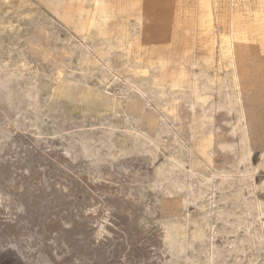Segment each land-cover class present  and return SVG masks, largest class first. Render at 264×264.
Returning a JSON list of instances; mask_svg holds the SVG:
<instances>
[{
  "label": "rangeland",
  "instance_id": "374dc122",
  "mask_svg": "<svg viewBox=\"0 0 264 264\" xmlns=\"http://www.w3.org/2000/svg\"><path fill=\"white\" fill-rule=\"evenodd\" d=\"M263 90L264 0H0V264H264Z\"/></svg>",
  "mask_w": 264,
  "mask_h": 264
},
{
  "label": "bare ground",
  "instance_id": "6f19581e",
  "mask_svg": "<svg viewBox=\"0 0 264 264\" xmlns=\"http://www.w3.org/2000/svg\"><path fill=\"white\" fill-rule=\"evenodd\" d=\"M244 11V9H243ZM250 12V10H249ZM245 13V12H244ZM261 13V12H260ZM53 18V17H52ZM76 23H73V26L76 29H86L84 28V20L81 17H76ZM243 18V17H242ZM254 18V17H253ZM261 18V17H260ZM229 26H230V30L229 33L225 34L222 36L221 39V43L222 44V48H221V52L223 54V56L225 58H227L229 61V64L233 67L236 68L237 63H239L237 61V56H239L242 52L248 51L249 50V43H250V39L248 36H246L245 34H241V33H235L233 30V26H234V18L231 14H229ZM257 19V18H256ZM262 20V18H261ZM260 22V21H259ZM60 23V22H59ZM228 26V27H229ZM90 28V27H89ZM228 31V30H227ZM254 32V31H253ZM249 33V32H248ZM251 34V33H250ZM255 37V36H254ZM255 40V39H254ZM253 40V41H254ZM252 41V40H251ZM126 42V41H125ZM255 42V41H254ZM82 46V45H81ZM253 49V48H252ZM257 50V48H256ZM255 52V51H254ZM257 52V51H256ZM86 54V53H85ZM257 55V54H256ZM91 56V55H90ZM261 56V55H260ZM240 57V56H239ZM85 58V57H84ZM92 59V58H91ZM87 60V59H86ZM89 60V59H88ZM87 60V61H88ZM91 62V60H90ZM94 62V61H93ZM227 62V63H228ZM241 62V61H240ZM92 63V62H91ZM157 64V63H156ZM104 65V64H103ZM239 65V64H238ZM106 66V65H105ZM229 66V65H228ZM109 68H112V65L108 64ZM242 67V66H241ZM157 68H159L161 70V73L159 74H151L150 78H151V83L152 84H156L158 85L159 82H171V84L173 86H177L179 85L180 81H184V80H190V77L184 73V75L180 78V79H175L172 75L169 74V70L168 69H164L163 66H158ZM238 68V67H237ZM238 70V69H237ZM236 71V70H235ZM185 72V71H184ZM241 72V71H240ZM243 73V72H242ZM235 74V73H234ZM238 71H236V77L239 78L240 75H237ZM244 74V73H243ZM242 74V75H243ZM196 75V74H195ZM234 75V76H235ZM149 76V75H148ZM173 77V78H172ZM235 77V78H236ZM130 79V77H129ZM147 81V80H146ZM191 81V80H190ZM148 83V82H147ZM139 85V84H138ZM140 87V85H139ZM144 87H142L143 89ZM264 91V90H263ZM142 92V91H141ZM145 94V93H144ZM152 94V93H151ZM150 94V96H151ZM146 95V94H145ZM154 94H152L153 96ZM149 96V95H148ZM148 98V97H147ZM148 100V99H147ZM148 103V102H147ZM165 103V102H164ZM262 103V102H261ZM143 105V104H141ZM149 107V105H148ZM156 107V106H155ZM144 108V106L142 107V109ZM154 108V106H153ZM150 111V110H148ZM161 115V114H160ZM159 115V116H160ZM169 117V116H168ZM168 126V125H167ZM168 130V129H167ZM192 173V172H191Z\"/></svg>",
  "mask_w": 264,
  "mask_h": 264
}]
</instances>
